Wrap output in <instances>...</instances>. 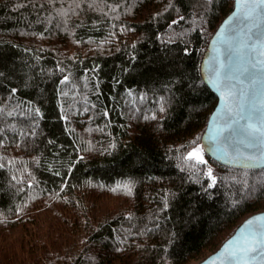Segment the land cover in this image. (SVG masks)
Wrapping results in <instances>:
<instances>
[{
	"label": "trees",
	"instance_id": "1",
	"mask_svg": "<svg viewBox=\"0 0 264 264\" xmlns=\"http://www.w3.org/2000/svg\"><path fill=\"white\" fill-rule=\"evenodd\" d=\"M232 6L0 0V264H195L264 209V168L200 141L216 103L200 63Z\"/></svg>",
	"mask_w": 264,
	"mask_h": 264
},
{
	"label": "water",
	"instance_id": "2",
	"mask_svg": "<svg viewBox=\"0 0 264 264\" xmlns=\"http://www.w3.org/2000/svg\"><path fill=\"white\" fill-rule=\"evenodd\" d=\"M250 2L233 0L232 9L210 36L200 63L202 80L216 95V103L200 136L202 148L215 161L237 168H245L237 153L258 154V148L245 146L247 141L239 132L245 121L239 116H236L239 123L228 120L224 115L226 109H236L238 105V110L254 121L264 117V64L258 63L264 61L261 55L264 51V5L257 10L254 20H248L246 13ZM217 79L219 84L215 82ZM222 92L233 94L227 104L221 98ZM217 118H220L219 123ZM261 164L264 165V161ZM256 217L264 218V209L246 216L215 250L195 264H241L232 253L250 242V234H264V219L256 220ZM249 220L255 222L250 225Z\"/></svg>",
	"mask_w": 264,
	"mask_h": 264
},
{
	"label": "snow or ice",
	"instance_id": "3",
	"mask_svg": "<svg viewBox=\"0 0 264 264\" xmlns=\"http://www.w3.org/2000/svg\"><path fill=\"white\" fill-rule=\"evenodd\" d=\"M213 0H208V3H212ZM261 5H264V0H251V2L248 5V11L246 13V19L248 20H254L257 15V10L260 8ZM115 11V9H112ZM180 19H184V17H180ZM177 21L173 20L172 24H176ZM134 47V45H133ZM261 55H264V51L261 52ZM258 63L264 64V61H258ZM254 67V65H253ZM62 71V69H61ZM2 75V73H0ZM68 77L65 76L64 79L61 81V84H64L67 82ZM217 84L220 83V81L217 79L215 81ZM15 89L12 90L13 93H15ZM131 95V93H130ZM232 93H221V98L225 100V103L227 104L228 98L232 96ZM141 99H144V97H141ZM239 106L237 105V108H231L228 107L225 111V117L228 120H231L233 123H239V121L236 120V116H239L240 120L245 121V123L241 124L239 127L240 134L245 138L247 141L246 147L251 145L254 148H258V154L257 152H251L250 154H245L243 152L237 153L236 156L240 160L241 165L245 168H256L260 166H264L261 164L262 161H264V117H262L258 121H254L253 118L249 115H245L242 113V111L238 110ZM161 112L165 111V108L163 105H161L160 109ZM107 113H105L106 115ZM11 115V113H9ZM35 115H40V110H35ZM155 119V117H152ZM147 119V117H145ZM220 122V118H217V123ZM224 129H221L223 131ZM195 143V141H193ZM186 161L192 162L191 167L195 168L198 165H206L207 161L204 159L202 154V149L199 146H196L192 149V151L188 152L187 155L184 157ZM204 176L207 177L209 183L207 187L213 188L216 183L217 179L213 175V170L209 167L207 168V171L203 173ZM257 184H259L261 187H264V180H258ZM257 184L248 185L247 181H244L245 188L248 191V194L251 195L253 192L257 190ZM123 188L125 193L127 195L132 194V186L130 182H126L123 185L120 186ZM116 189H113L115 191ZM256 220L264 219L262 217H256ZM255 221L249 220L248 224H253ZM119 251V249H117ZM232 256L236 257L241 264H250L252 261H259L261 264H264V234L260 232H256L253 234H250V242L238 249L236 252L232 253Z\"/></svg>",
	"mask_w": 264,
	"mask_h": 264
},
{
	"label": "rangeland",
	"instance_id": "4",
	"mask_svg": "<svg viewBox=\"0 0 264 264\" xmlns=\"http://www.w3.org/2000/svg\"><path fill=\"white\" fill-rule=\"evenodd\" d=\"M196 146H199V145H196ZM196 146H194V147H196ZM194 147H192L191 149H190V151H192V149L194 148ZM200 147V146H199ZM202 149V148H201ZM189 151V152H190ZM202 154H203V157H204V159L206 158V154L203 152V150H202Z\"/></svg>",
	"mask_w": 264,
	"mask_h": 264
}]
</instances>
